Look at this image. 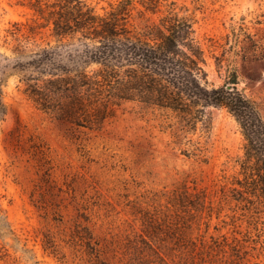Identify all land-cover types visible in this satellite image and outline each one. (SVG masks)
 <instances>
[{"label":"rangeland","instance_id":"obj_1","mask_svg":"<svg viewBox=\"0 0 264 264\" xmlns=\"http://www.w3.org/2000/svg\"><path fill=\"white\" fill-rule=\"evenodd\" d=\"M86 1L104 13L122 0ZM166 1L195 13V37L209 83L227 88L235 84L264 112V0ZM132 4L130 23L137 29L157 23L167 9L152 13L141 0ZM34 18L17 0H0V99L5 107L0 119V264H87L65 242L70 220L82 213L89 216L96 238L115 264L129 258L124 247L128 239L144 236V214L187 245L180 258L164 248L182 264H189L194 246L200 248L196 264H208L202 247L212 242L211 236L223 241L222 235L245 244L250 264H264V207L259 224L234 223L231 206L221 201L223 186L230 188L233 178L241 177L245 140L234 117L224 109L208 108L210 133H187L169 112L124 101L100 131L74 129L29 99L11 70L18 50L28 52L52 40L48 28L30 33ZM254 43L261 46L257 53ZM190 139L200 142L202 153L185 154ZM42 142L53 158L57 188L44 185L27 152ZM186 189L196 196H188ZM178 195H187L199 208L211 205L212 216L205 209L194 221L196 210L177 211L172 201ZM45 204L47 211L38 207ZM46 234L55 239L56 254L45 250ZM161 238L167 247L175 241L165 234ZM226 251L230 254V248Z\"/></svg>","mask_w":264,"mask_h":264},{"label":"trees","instance_id":"obj_2","mask_svg":"<svg viewBox=\"0 0 264 264\" xmlns=\"http://www.w3.org/2000/svg\"><path fill=\"white\" fill-rule=\"evenodd\" d=\"M17 1L34 12L30 33L48 28L52 38L31 51L18 50L12 58L11 70L19 75L25 85L23 93L29 99L43 111L65 119L82 132L100 131L124 101H137L169 112L182 130L194 133L200 129L206 135L212 124L208 108L226 110L238 123L245 144L240 159L241 177H234L230 188L223 186L221 201L231 206L233 214L229 217L234 223L238 220L250 225L260 223L259 214L264 207L263 108L235 84L227 88L209 83L202 65L203 51L195 37L194 12L178 9L175 1L141 0L142 6L152 13L161 12L164 6L167 9L157 23L137 29L130 23L133 0H122L104 13L97 12L86 0ZM260 47L254 43L256 53ZM0 55L4 53L0 51ZM4 114L0 99V119ZM188 141L186 155L202 153L200 142ZM27 152L35 160L44 185L57 188L49 147L43 142L36 143ZM184 192L188 195L187 189ZM187 195L173 198L177 211L196 210L194 221L202 217L205 209L212 216L211 205L199 208L188 199L196 195ZM46 206L38 207L46 210ZM238 210L241 213L236 215ZM70 221L65 242L73 251L81 253L82 261L115 264L107 258L88 215L82 213ZM143 221L146 223L144 236L136 235L124 244L129 257L125 264H182L170 258L164 249L178 252L173 255L180 258L187 248L180 243L182 239H174L167 230L155 227L153 217L148 214H144ZM176 230L181 231L178 224ZM162 234L170 241L175 240L172 246L162 245L161 241L165 240ZM211 238L212 242L205 243L201 250L204 262L250 264L249 253L240 239L234 237L233 242H229L222 235L224 240L218 242ZM43 241L45 250L58 252L52 236L46 234ZM199 250L196 246L190 248L189 264H196Z\"/></svg>","mask_w":264,"mask_h":264},{"label":"water","instance_id":"obj_3","mask_svg":"<svg viewBox=\"0 0 264 264\" xmlns=\"http://www.w3.org/2000/svg\"><path fill=\"white\" fill-rule=\"evenodd\" d=\"M229 87V86H228Z\"/></svg>","mask_w":264,"mask_h":264}]
</instances>
